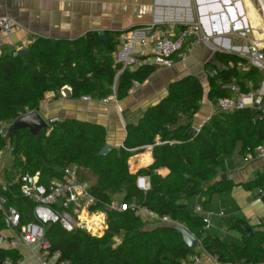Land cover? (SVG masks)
Masks as SVG:
<instances>
[{
    "label": "trees",
    "instance_id": "16d2710c",
    "mask_svg": "<svg viewBox=\"0 0 264 264\" xmlns=\"http://www.w3.org/2000/svg\"><path fill=\"white\" fill-rule=\"evenodd\" d=\"M105 38L89 31L76 39H53L36 36L21 55L11 47L0 54V121H10L39 109L46 92L57 96L70 87L69 97L88 96L101 99L115 93L117 99L127 95L134 82H142L154 65L142 63L125 68L115 63L113 54L119 40L107 32ZM245 59L231 52L216 50L207 67L208 97L216 111L198 129L190 132L191 120L203 95L199 79L185 76L169 85L168 94L145 109L136 123L126 125L122 146L111 148L105 155L98 152L105 145V128L97 123L64 118L48 122L33 135L27 128L14 132L9 139L0 136V149L7 148L8 165L2 170L5 188L0 192L6 206L15 208L21 222L33 220L34 203L20 192V176L39 173V181L48 183L64 179L63 169L70 164L78 167V179L90 184L95 197L91 210L106 213L107 229L95 236L82 227L68 231L59 222L44 226L49 252L59 251L66 264H192L199 253L190 249L171 223L151 229L145 224L138 208L161 217L164 215L183 225L204 251L222 264H258L264 262V217L247 235L242 226H250L246 218L232 208L224 210L222 219L230 233L224 237L205 229L203 216L193 209L195 197L206 209L214 195L241 186L264 203V168L246 182L235 184L223 178L233 154L245 158L257 156V147L264 146V114L245 108L221 110L217 100L232 96L226 85L234 77L241 91L256 88L258 70L250 65L239 67ZM160 134V142L155 137ZM152 146L153 161L131 173L128 158L146 146ZM166 166L169 173L161 176L157 169ZM188 175L186 177L185 175ZM139 175L149 178V188L137 187ZM112 201L127 204L123 211H112ZM0 222V228L5 227ZM114 237L120 242L113 245ZM21 258L17 249L0 248V260Z\"/></svg>",
    "mask_w": 264,
    "mask_h": 264
},
{
    "label": "crops",
    "instance_id": "0c3cea01",
    "mask_svg": "<svg viewBox=\"0 0 264 264\" xmlns=\"http://www.w3.org/2000/svg\"><path fill=\"white\" fill-rule=\"evenodd\" d=\"M245 9L252 17L251 25H259V18L250 8L249 0H0V16H8L19 24V29L12 35L0 32V42L2 48L11 47L15 51H21L36 36L73 40L89 31L99 34L109 32L120 42L122 33L131 27L175 21L179 28L186 22L198 20L209 36L210 44L193 38L188 42L190 50L187 58L175 60L168 67L155 66L148 61L135 64L132 68L149 63L154 65V69L142 82H134L127 95L121 99H117L115 93L106 96L111 97L106 102L84 96L74 99L69 97L68 86H64L57 96L53 91L45 93L46 103H39L38 109L45 120L49 122L51 119L75 118L100 124L106 131L105 144L110 148H118L123 144L126 125L136 123L147 107L164 98L168 94L170 83L188 75L197 77L203 89L200 106L191 120V127L198 131L211 117L216 108L208 97L210 72L207 64L213 62V52L216 50L236 53L239 50L245 51L241 39L245 37V28H251ZM160 139V134H157L156 142L159 143ZM152 161V146L148 145L128 158V169L131 173H136ZM2 162L0 161V167ZM263 168L264 153L247 161L235 153L225 175L239 184L252 179L256 171ZM157 173L164 177L169 169L161 166ZM0 184L4 185L1 178ZM250 196V191L234 186L227 193L214 195L210 203L206 204V209L200 205L202 199L195 197L193 209L203 218L208 217L209 226L204 225L205 229L211 234L224 237L230 233L220 212L236 208L251 227L256 226L264 217V203L259 197ZM197 205L201 207V211L195 210ZM137 213L143 219L145 228L151 229L163 223L159 216L142 208H138ZM104 218L105 214L99 211L96 220ZM104 231L101 230L100 234ZM119 242V237H114L113 245ZM17 250L21 254L20 264H42L43 258L38 248L21 244ZM194 250L199 253L198 264H222L204 251L199 243Z\"/></svg>",
    "mask_w": 264,
    "mask_h": 264
},
{
    "label": "built area",
    "instance_id": "2783aa9c",
    "mask_svg": "<svg viewBox=\"0 0 264 264\" xmlns=\"http://www.w3.org/2000/svg\"><path fill=\"white\" fill-rule=\"evenodd\" d=\"M258 1L260 3L263 0ZM18 29L19 24L12 18L0 16V32L9 36ZM193 38L210 44L209 36L203 31L198 20L186 22L179 28L175 21L131 27L122 33L121 40L113 54L114 61L121 66L120 71L143 61L151 62L155 66L168 67L175 60L187 58L190 50L188 42ZM1 51L0 42V54ZM236 54L245 59V63L238 62L239 67L250 65L258 70L260 73L259 83L254 89L241 91L236 79L232 77L226 85L232 96L218 98L217 107L226 111L249 108L264 114V39L250 38L248 45L245 46V51L239 50V53ZM214 74L215 71L209 73L210 76ZM84 98L89 97L84 96ZM110 98L103 97L101 101L106 102ZM45 103L46 99L43 97L40 100V105ZM13 121H0L1 137H5L7 127ZM6 149H0V157ZM257 151V156L263 155L264 146H258ZM251 157L248 154L244 161ZM63 172L64 179H55L48 183L39 181L38 172L21 174L20 192L34 203L33 220L29 222H21L20 213L15 208L6 206V200L0 192V222L6 224L5 227L0 228V248L18 249L21 244L32 246L38 248L41 253L42 264H66L61 261L59 251L49 252V243L44 237L46 224L59 222L68 231L79 226L95 236H100L99 231L107 229L106 213L101 211L105 214V218L97 221L96 215L99 211L90 209V206L95 203V197L90 191L89 182L78 179V167L75 164H70L63 169ZM136 184L140 190L146 191L149 188L148 177L139 175ZM1 186L5 188V185L0 184ZM107 208L112 211H123L127 208V204L112 201L107 205ZM142 209L148 211L146 208ZM195 210L201 211V207L197 205ZM159 219L163 223L175 224L167 215L161 216ZM203 221L205 227H208L207 216L203 218ZM198 262L199 258L195 257L192 264H198ZM2 264H20V261L19 259L13 261L6 258ZM258 264H264V262Z\"/></svg>",
    "mask_w": 264,
    "mask_h": 264
},
{
    "label": "water",
    "instance_id": "95a60500",
    "mask_svg": "<svg viewBox=\"0 0 264 264\" xmlns=\"http://www.w3.org/2000/svg\"><path fill=\"white\" fill-rule=\"evenodd\" d=\"M264 1V0H263ZM101 38L104 39L105 35L101 34ZM29 52L27 49L21 50V55H26ZM235 53L236 52H231ZM48 126V122L42 117V115L39 113L38 110L32 111L30 113L21 115L14 119V121L11 123L9 128L6 131V139H9L12 134L16 131H18L21 128H27L33 135H38L41 130L46 128ZM190 132H197V129L195 127L190 128ZM110 147L108 145H104L100 151L98 152L99 155H105L110 151ZM188 177V175H185ZM223 178H226V175H222ZM172 228H174L176 231H178L181 236L183 242L190 248H194L199 241L181 224L175 223L172 225ZM242 229L247 232L248 236H251L253 234V228L251 226H242ZM0 264H2V261L0 260Z\"/></svg>",
    "mask_w": 264,
    "mask_h": 264
},
{
    "label": "rangeland",
    "instance_id": "374dc122",
    "mask_svg": "<svg viewBox=\"0 0 264 264\" xmlns=\"http://www.w3.org/2000/svg\"><path fill=\"white\" fill-rule=\"evenodd\" d=\"M249 2H250V8H252L255 11L256 15L259 18V25H257L256 27H253L251 25L252 17L248 13V10L245 9V14L247 15L248 20H249V24L251 25V28H249V29L245 28V37L241 39V44L245 45V46L248 45L249 39L253 38L254 36H257L258 38L264 39V12L261 8V4L259 3L258 0H249ZM10 125H11V123L9 124V126ZM9 126L7 127V129L9 128ZM7 154H8V152H6V151L3 152L1 154V159H0V161H3L1 164L2 166L0 167L1 168L0 169V178H1L2 182H3V179H2L1 170L5 165H8L9 160H10V156H7Z\"/></svg>",
    "mask_w": 264,
    "mask_h": 264
},
{
    "label": "bare ground",
    "instance_id": "6f19581e",
    "mask_svg": "<svg viewBox=\"0 0 264 264\" xmlns=\"http://www.w3.org/2000/svg\"><path fill=\"white\" fill-rule=\"evenodd\" d=\"M261 3V6H262V9H263V11H264V1H262V2H260ZM252 13V12H251ZM254 15H255V13H254ZM253 15V16H254Z\"/></svg>",
    "mask_w": 264,
    "mask_h": 264
}]
</instances>
